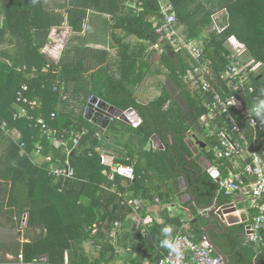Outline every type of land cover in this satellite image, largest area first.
I'll list each match as a JSON object with an SVG mask.
<instances>
[{
  "label": "trees",
  "instance_id": "1",
  "mask_svg": "<svg viewBox=\"0 0 264 264\" xmlns=\"http://www.w3.org/2000/svg\"><path fill=\"white\" fill-rule=\"evenodd\" d=\"M139 1L143 3V11L137 14L130 10L132 17L122 11L127 9L124 0H111L112 8L107 12L114 15L121 25L135 28L139 36L152 44H164L152 23V19L159 15L158 1ZM171 1L188 38L210 36L201 62H212L215 81L226 69V56L245 49L243 59L246 63L252 67L262 66V73L256 71L253 80L254 86L264 91V0ZM0 2L5 16L0 24V123L6 122L8 129L15 132L7 134L0 128V148L4 151L1 162L5 164L0 192L10 190L14 193L24 187L29 206L24 208L29 213L28 222L41 230L35 240L23 246L18 243L12 252L19 255L22 251L25 263L47 258L49 264H64L65 253L69 252L70 264H104L108 253L113 251V247L103 242L105 231L116 221L124 223L133 212L127 201L152 198L155 193L167 205L171 203V192L182 195L181 179L185 180L188 192L192 189V196L196 199V204H188L191 205L190 222L195 239L203 241L206 222L198 210L211 207L216 200L225 204L229 198L220 191L219 183L207 171V164L214 163L213 153L206 150L210 141L206 140V148L202 149L201 146L197 148L191 138L200 136L199 119L206 113L201 100L192 94L185 82L188 71L197 66L194 60L186 54L165 51L159 56L160 74L166 76L165 86L159 97L142 103L136 99L130 86L142 82L148 71L147 64L143 56L140 59L134 53L122 54L121 77H113L107 67H100L91 73L89 86L83 88L86 91L81 97L82 102L85 101L82 105L79 95L70 93L69 85L84 79L82 73L89 71L76 70L74 59L69 54L56 64L41 53L50 43L51 29L62 23L61 18L47 11V0ZM116 4L117 12L114 11ZM221 17L223 20L219 23L217 18ZM80 24L79 31L82 22ZM73 29L77 27L74 25ZM219 29L222 31L219 32ZM145 50L146 47L143 48ZM58 81L65 84L67 97L61 95L60 89L54 90ZM25 84L29 86L26 96L41 106L33 113L36 118L43 117L48 126L58 133L66 130L74 131V134L87 132L71 158L76 172L74 179L56 181L49 176L46 165L33 163L31 156L37 144L43 145L44 155L54 153L58 160H65L67 153L64 147H57L51 142L35 122L13 119L11 105ZM174 89L180 90L179 96L173 93ZM70 94L73 96L70 97ZM92 95L122 111L134 109L142 120L141 125L133 127L114 120L105 131L88 122L84 115ZM73 100L74 105L77 103L81 108L78 115L63 109ZM257 100L256 97L252 103ZM52 114H55L53 119ZM97 133L103 135L102 140L96 138ZM120 133H127L128 136L124 143L126 156L119 144L114 155L109 153L102 158L95 152L96 148H109L108 139L116 140ZM154 136L164 145L163 150L146 149ZM89 145L93 147V156L88 153ZM135 155L137 158H134ZM135 159L137 162L133 164ZM132 164L135 179L125 183L115 174L116 167ZM104 186H117L122 196L104 190ZM84 199L89 200L88 205L84 204ZM113 206L117 207L115 212H112ZM164 212L167 213L162 225L154 223L150 227L145 226L148 232L145 237H141L139 231L131 238H135L136 242L139 240L143 246L138 261L133 264L141 263L149 254L158 260L168 252L169 249L161 246L164 239L161 230L164 227L172 226L173 239L181 232V218L171 217L167 209ZM22 214L20 212L19 217ZM252 215H257V212ZM94 224L99 227L95 243L101 245L102 251L100 258L90 263L83 244L89 239L86 230ZM245 227V224L232 226L222 235L211 232L212 239L228 256L229 264H254L256 257L264 252L263 246L248 241ZM130 236L127 235V238Z\"/></svg>",
  "mask_w": 264,
  "mask_h": 264
},
{
  "label": "built area",
  "instance_id": "2",
  "mask_svg": "<svg viewBox=\"0 0 264 264\" xmlns=\"http://www.w3.org/2000/svg\"><path fill=\"white\" fill-rule=\"evenodd\" d=\"M157 1L160 11L159 15L152 19V23L164 44H155L154 50L159 56H162L165 51L186 54L197 64L193 70L188 71L185 82L192 94L201 100L206 113L199 119L200 135L203 138L193 137L199 144L205 143L206 140L210 141L209 151L213 153L214 168L218 172V177L221 178L220 191L229 198V204L233 203L237 196L244 197L243 202H235L239 218H241V211H245L248 215V222L240 224L246 225V236L249 242L264 247V124L251 113L252 100L256 97L263 99L264 91L254 86L255 67L243 59L244 49L226 56V69L215 81L211 70L212 62L209 60L204 64L201 62L210 36L205 34L200 39L188 38L183 26L179 24L173 2L171 0ZM124 4L137 14L143 11V3L139 0H124ZM221 31L222 29H219V32ZM58 89L61 95L67 97L65 84L56 82L54 90L58 91ZM28 91L29 86L25 84L17 92L16 99L11 105L13 119L35 122L36 127H39L51 142L57 147H64L67 153L65 160H58L54 153L44 155L43 145L37 144L33 163L38 166L46 165L49 176L56 181L65 182L74 179L76 172L71 165V158L87 132L74 134V131L69 130L59 133L57 130H52L43 117L34 116L33 113L41 106L36 100L26 96ZM54 117L55 114H52V119ZM0 128L7 134L12 133L6 122H1ZM67 134L70 137L67 138ZM96 138L102 140L103 135L97 133ZM87 150L89 155L93 156L94 150L91 145L87 147ZM95 152L102 158L109 154L102 147L96 148ZM115 174L124 180L133 181L135 167L133 164L119 165L116 167ZM103 188L122 196L117 186ZM127 203L134 213L146 210V204L142 199L135 198L128 200ZM246 204L248 208H240L241 205ZM214 208L215 206H211L199 209L198 212L206 216ZM253 212H257V215H252ZM181 222L183 224L181 232L174 238L177 250H168L158 260H155L154 255L149 254L139 264H224L222 258L212 251L205 239L203 241L195 239L190 219H181ZM89 233L96 240L99 234L98 225H93ZM147 233V227L144 226L140 230V235L145 237ZM127 234L124 224L120 221L112 223L105 231L103 242L113 247V251L108 253L107 262L104 264H133L138 261L139 253L143 252V246L139 240L136 242L135 238H127ZM95 250L94 260L100 258L101 245L96 244ZM19 259L21 264L47 263V258L25 263L23 254L19 256ZM66 259L68 261V258Z\"/></svg>",
  "mask_w": 264,
  "mask_h": 264
},
{
  "label": "crops",
  "instance_id": "3",
  "mask_svg": "<svg viewBox=\"0 0 264 264\" xmlns=\"http://www.w3.org/2000/svg\"><path fill=\"white\" fill-rule=\"evenodd\" d=\"M0 4L2 5L1 2ZM45 7L47 11L57 18H61L62 23L51 29L50 43L41 50V53L46 54V56L56 62V64L60 63L66 54H69L71 59H74V67L76 70L89 71V73H82L85 75L83 77L84 79L81 78L69 85L70 93L79 95L78 92L82 90V88L87 87V85L89 86L91 73L100 69V67H107L111 75L119 79L123 73L124 60L122 59V54L134 53L137 54L140 59L143 56L147 64L146 68L149 71H147V75L142 82L130 86L136 99L142 103H148L160 96L162 88L165 86L166 79L165 81L158 80V78L163 77L164 74H160V57L157 51L154 50L155 44L139 36L135 28H129L130 26L126 24L121 25L120 21H118L114 15L108 13L107 11H110L112 8L111 0H47ZM126 8L127 9L122 10L123 13L132 17L130 12L132 9L128 6H126ZM117 10L119 9L116 4V6H114V11L117 12ZM4 18L2 6L0 9V24ZM70 22H72L73 25H70ZM81 22L82 29L79 31L78 28H80ZM74 25L77 27L76 30L73 29ZM144 47H146L145 52L143 51ZM164 78H166V76H164ZM12 133H15L14 130H12ZM192 140L195 141L196 139L193 137ZM111 143L112 139L109 138L107 143L109 148L105 150L114 155L115 153L113 152H116V149L114 150L109 146ZM196 144L201 146L203 143ZM151 147L154 148L153 142L150 143L146 149L149 150ZM121 149L124 151V156H126L127 151L125 150V145H121ZM206 150L209 151V148ZM3 152V149L0 148V181L4 179L5 164L1 162ZM31 157L33 159L34 155ZM134 158H137V156L135 155ZM136 162L135 159L133 164ZM214 165L213 162L210 164L208 163L207 171L216 181L210 174V170L214 168ZM222 174H224V172H222ZM123 181L125 183L128 182L124 179ZM168 188H170V185H168ZM187 192L188 188L186 191L182 189V195L171 192L170 200L172 201L167 205H164L165 203H162L155 193L151 195L152 198H144L143 201L146 204V210L141 213L132 212L123 223L125 229L129 232L127 235H131L130 238H132L135 232H139L143 226L150 227L154 223L162 225L165 222L164 214L167 212H164V210L166 209L171 217L192 219V214L190 212L191 205L188 204L191 202L195 204L194 201L184 205L180 200V208L177 209L176 212L172 209L175 207L173 205L175 199H180L181 196H185L189 193ZM26 195L27 193L24 187L19 188L14 193L10 190L0 192V264H21L19 256L23 254L22 251L19 255L13 253L18 243H20L21 246L31 243L35 240V237L41 233L39 226H31L28 222L29 213L28 210L24 209L29 208ZM157 199L159 201H157ZM214 203L219 202L216 200ZM84 204L88 205L89 200L84 199ZM240 208L245 209V206L241 205ZM20 212H23V214L19 217ZM242 212L245 211H241V213ZM91 228L92 226L86 230L89 239L84 242L83 247L90 259V263H94L95 260L93 257L96 252V243L94 242V237L89 233ZM66 258H68V261ZM258 260L259 258L256 257L254 264H259ZM64 264H70L69 252L65 255Z\"/></svg>",
  "mask_w": 264,
  "mask_h": 264
},
{
  "label": "water",
  "instance_id": "4",
  "mask_svg": "<svg viewBox=\"0 0 264 264\" xmlns=\"http://www.w3.org/2000/svg\"><path fill=\"white\" fill-rule=\"evenodd\" d=\"M85 120L92 123L93 125L99 127L102 130H107L114 120H120L133 127H139L142 123L141 118L134 109L128 111H122L115 106L101 100L100 98L92 95L89 98L87 107L84 115ZM154 148L157 150H163L164 145L157 136L152 138ZM202 148H206V144L201 145ZM210 174L216 179L217 183L220 182L221 178L218 177V172L216 169H211ZM182 189L187 190V184L184 179H181ZM181 202L186 205L192 200L196 204L195 197L192 196V189H189V193L185 196L180 197ZM244 197L237 196L234 198L233 203H214L215 208L211 210L205 218L206 225L203 227V238L210 245L212 251L220 256L224 264H229L228 256L226 253L218 246V244L212 239L211 232H215L218 235L225 234L230 227L235 225H240V223L248 222V215L246 212L240 213L238 216L237 207L235 202H241ZM211 205V206H213ZM116 206H113L112 212L116 211Z\"/></svg>",
  "mask_w": 264,
  "mask_h": 264
},
{
  "label": "rangeland",
  "instance_id": "5",
  "mask_svg": "<svg viewBox=\"0 0 264 264\" xmlns=\"http://www.w3.org/2000/svg\"><path fill=\"white\" fill-rule=\"evenodd\" d=\"M223 17H221V19L220 18H217V21L220 23L221 21L220 20H223L222 19ZM255 70L257 71V72H259L260 74L262 73V66H259V65H256V67H255ZM147 75V74H146ZM164 76L165 75H163V77H159L158 78V80L159 81H165V79L166 78H164ZM146 77V76H145ZM87 87H88V85H87ZM87 87H86V89H87ZM86 89H83L82 88V90H80L78 93H79V96H78V98H79V100H80V102H81V104L83 105L84 104V100H83V102H82V98L81 97H83V95L85 94L84 92L86 91ZM173 93L176 95V96H179V93H180V90H178V89H174L173 90ZM71 95V94H70ZM73 95H71L70 97H72ZM74 99V98H73ZM69 100H71V98L69 99ZM74 106H77V107H74ZM65 111H67V112H71V113H74L75 112V114H80L81 113V108H80V106H78V104L77 103H75V105H74V100H73V102H70V104H69V106L67 105L65 108H63ZM117 121H119V120H117ZM121 135L118 137V139H116L115 141L114 140H112V143L109 145L111 148H113L114 150L117 148V144H119V145H124V143L126 142V140H127V133L125 134V133H120ZM192 139H193V137H191ZM200 138H203V136L202 135H200ZM193 141V144L197 147V148H200V146L199 145H197L196 143V141H194V140H192ZM113 153H115L116 154V152H113ZM172 201V200H171ZM249 204V203H248ZM248 204H246L245 205V208H248ZM173 205L175 206V207H173L172 209L176 212L177 211V209H179L180 208V206H181V203H180V199L179 198H176L175 199V201H174V203H173ZM258 262H259V264H264V252L263 253H261L260 255H259V260H258Z\"/></svg>",
  "mask_w": 264,
  "mask_h": 264
},
{
  "label": "clouds",
  "instance_id": "6",
  "mask_svg": "<svg viewBox=\"0 0 264 264\" xmlns=\"http://www.w3.org/2000/svg\"><path fill=\"white\" fill-rule=\"evenodd\" d=\"M251 113L262 123L264 124V99L257 100L251 109ZM173 228L172 226H166L161 230L164 239L161 243V246L167 248L171 251H176V244L172 237Z\"/></svg>",
  "mask_w": 264,
  "mask_h": 264
}]
</instances>
